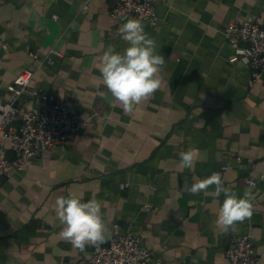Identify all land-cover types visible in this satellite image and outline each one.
Segmentation results:
<instances>
[{"label": "crops", "instance_id": "0c3cea01", "mask_svg": "<svg viewBox=\"0 0 264 264\" xmlns=\"http://www.w3.org/2000/svg\"><path fill=\"white\" fill-rule=\"evenodd\" d=\"M114 4L0 0V101L16 75L32 70L17 107L42 112L32 95L40 91L80 116L63 145L0 178V264L86 262L90 246L80 251L59 235L55 201L70 192L101 201L108 227L138 237L148 264H226L232 239L246 234L264 264L263 184L244 182L264 174V69L252 80L223 35L231 22L264 27V0H155L158 23L144 30L165 59L162 83L134 114L113 102L100 79L103 51L127 47L121 24L106 34ZM50 50L60 57L37 67ZM190 147L197 162L182 170L180 153ZM2 157L14 159L5 142ZM213 172L238 196L249 188L255 196L251 218L235 231L214 223L223 194L189 191L194 178Z\"/></svg>", "mask_w": 264, "mask_h": 264}, {"label": "built area", "instance_id": "2783aa9c", "mask_svg": "<svg viewBox=\"0 0 264 264\" xmlns=\"http://www.w3.org/2000/svg\"><path fill=\"white\" fill-rule=\"evenodd\" d=\"M114 7L108 13L110 28L107 37L114 35L116 25L123 24L129 18H138L143 26L154 28L158 20L154 14L155 0H114ZM55 19V17H52ZM227 42L234 47L235 56L251 69V79L258 78L259 70L264 69V27L248 19L241 23H229L223 30ZM32 58L34 56L30 55ZM60 53L50 50L42 61L52 63V57ZM34 71L23 70L8 85L6 101H0V178L11 171L21 170L35 158L63 145L75 135L80 116L55 101L50 94L32 92L34 98L44 104L40 113H32L16 106L18 99L26 93ZM18 122V125L13 123ZM3 142L14 154L13 160L2 157ZM231 155V154H229ZM227 166L222 165L221 170ZM245 184L254 187L257 182L263 184L264 174L256 179H245ZM123 186H121L122 188ZM110 237L105 243L90 246L89 258L84 264H148L149 253L141 247L140 239L127 231L121 233L117 224L109 227ZM226 264H258L249 234L236 236L224 252Z\"/></svg>", "mask_w": 264, "mask_h": 264}, {"label": "clouds", "instance_id": "9594fccd", "mask_svg": "<svg viewBox=\"0 0 264 264\" xmlns=\"http://www.w3.org/2000/svg\"><path fill=\"white\" fill-rule=\"evenodd\" d=\"M119 32L127 47L117 51L110 45L103 51L100 79L113 102L122 106L125 113L134 114L160 89V72L165 59L157 52L156 41L145 32L140 19H127L119 27ZM197 159L198 150L190 147L180 153L179 167L191 171ZM189 191L192 195L204 193L215 198L223 194L225 198L214 223L224 233L235 231L238 223L250 219L253 214L255 196L251 188L246 189L243 196H238L233 188L225 186L219 172L203 179L194 178ZM55 211L62 229L60 237L75 249L85 251L88 246L101 245L111 235L103 217L102 203L95 196L85 202L81 196L70 192L56 199Z\"/></svg>", "mask_w": 264, "mask_h": 264}]
</instances>
